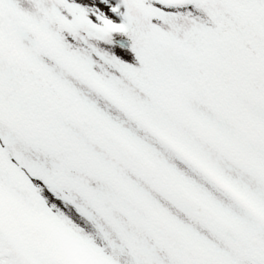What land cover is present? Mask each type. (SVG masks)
Segmentation results:
<instances>
[{
  "label": "snow or ice",
  "instance_id": "obj_1",
  "mask_svg": "<svg viewBox=\"0 0 264 264\" xmlns=\"http://www.w3.org/2000/svg\"><path fill=\"white\" fill-rule=\"evenodd\" d=\"M0 264H264V0H0Z\"/></svg>",
  "mask_w": 264,
  "mask_h": 264
}]
</instances>
